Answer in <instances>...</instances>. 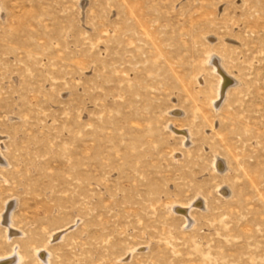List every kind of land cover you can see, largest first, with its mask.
<instances>
[{
    "label": "rangeland",
    "instance_id": "1",
    "mask_svg": "<svg viewBox=\"0 0 264 264\" xmlns=\"http://www.w3.org/2000/svg\"><path fill=\"white\" fill-rule=\"evenodd\" d=\"M0 259L264 264V0H0Z\"/></svg>",
    "mask_w": 264,
    "mask_h": 264
},
{
    "label": "bare ground",
    "instance_id": "2",
    "mask_svg": "<svg viewBox=\"0 0 264 264\" xmlns=\"http://www.w3.org/2000/svg\"><path fill=\"white\" fill-rule=\"evenodd\" d=\"M224 83H225V81H224ZM224 83L222 82V84H221V89H219L218 91H219V94H222L223 92L222 91H224L223 89H224ZM225 92V91H224ZM218 94V95H219ZM199 204V203H198ZM183 208V207H182ZM179 209H181V207H179ZM178 210V209H177ZM181 210H183L184 211V213H185V209H181ZM182 211V212H183ZM17 255V254H16ZM14 256V255H13ZM11 257H12V255H11ZM10 257V259L12 260V261H15V260H17L18 259V257L17 256H14V257H12L11 258ZM6 260H8V259H0V264H7V261Z\"/></svg>",
    "mask_w": 264,
    "mask_h": 264
}]
</instances>
